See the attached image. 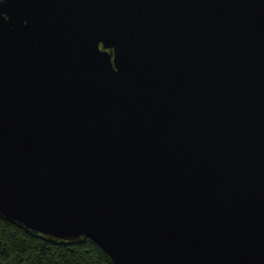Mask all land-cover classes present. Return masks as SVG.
<instances>
[{
    "label": "water",
    "instance_id": "obj_1",
    "mask_svg": "<svg viewBox=\"0 0 264 264\" xmlns=\"http://www.w3.org/2000/svg\"><path fill=\"white\" fill-rule=\"evenodd\" d=\"M0 217L264 264V0H0Z\"/></svg>",
    "mask_w": 264,
    "mask_h": 264
},
{
    "label": "trees",
    "instance_id": "obj_2",
    "mask_svg": "<svg viewBox=\"0 0 264 264\" xmlns=\"http://www.w3.org/2000/svg\"><path fill=\"white\" fill-rule=\"evenodd\" d=\"M0 264H113L91 239L56 242L0 217Z\"/></svg>",
    "mask_w": 264,
    "mask_h": 264
}]
</instances>
